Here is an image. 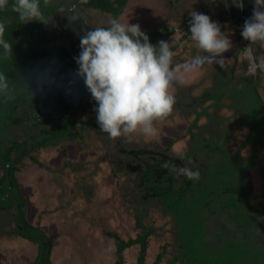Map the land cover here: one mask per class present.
Returning a JSON list of instances; mask_svg holds the SVG:
<instances>
[{"label": "rangeland", "instance_id": "obj_1", "mask_svg": "<svg viewBox=\"0 0 264 264\" xmlns=\"http://www.w3.org/2000/svg\"><path fill=\"white\" fill-rule=\"evenodd\" d=\"M243 3L244 10L240 16L232 15V17L230 10H241L232 0L127 1L119 18L122 21L129 19L130 23L139 24L141 30L153 39L157 36L154 41H150L153 45H157L161 40L168 41L175 47L173 50L175 64H182L193 54L195 56L199 53L195 42L190 39L189 21L190 12L193 10L206 14L212 21L218 22L221 30L229 35L233 44V48L223 56H211L213 59H209L208 56L209 63H206L202 70L183 75V83L177 84L173 89L177 101L173 114L157 124L161 132L160 139L138 136L130 145L110 139L99 129L96 113L93 110L97 105L89 92L84 99L83 113L66 112L67 108L64 110L61 107L60 99L55 103L57 108H61L58 114L54 115H44L45 112H49L48 106L44 104L35 102L33 105L25 106L31 111L27 115L34 116V119L39 118V124L45 121L48 126L54 127L67 115L70 123H75L77 128L83 127L80 141L63 142L57 147L34 152V157L43 168L39 169L41 166L38 162L28 160L26 157L19 159L17 164L20 171L16 174V179L21 194L26 197L25 218L29 224L40 228L47 237H50L51 264H114L117 261L114 253V238L108 234L114 233L124 241L135 239L139 230L134 215L143 209L146 214L143 223L154 229L153 235L148 239L145 263L154 264L157 255L163 254V249H166L174 238L172 225L168 222L160 202L156 199L149 202L141 200L140 195L144 190L139 181L141 175L139 166L145 163L147 158L138 155L137 151L143 150L152 154L166 152L165 154L171 157L186 154L189 146L185 131L193 122L195 144L200 146L197 162L193 160L195 169L207 165L203 156V149L206 148L205 146L202 148L201 138L212 145L219 143L226 135L230 123H233V127L230 128L229 139L221 147L228 163L231 162L232 157L233 161L241 166L250 164L251 159L248 154L253 150V146L256 147L257 152L262 151L260 158L264 157V136L260 135L261 130L257 129L258 120L264 119V116L261 117L264 108V73H257L254 78L244 77L243 70H246L247 65L241 62L239 56L241 49L249 43L243 39L241 31L245 20L252 15L254 0L246 2L243 0ZM85 12L89 24L82 22L84 26L78 33L75 31L70 33L73 43L80 44V36L85 29L93 30L96 26L107 27L108 21L112 19L110 15L92 9H85ZM37 25L35 22L34 27ZM48 27L46 29L50 31ZM155 32L158 34L154 36ZM53 35H56L55 31ZM44 38L58 39L49 35ZM46 42L45 44H62L67 48L62 40ZM31 46L32 43L21 45L22 59L26 55L25 51L34 49ZM262 53L264 49L257 48V55ZM12 55L13 57L8 60L0 59V72H4L10 83L15 86L16 92L19 91V96L15 100L19 105L24 106L35 98L33 90L35 84L30 79L31 75L27 73L22 60L20 64L19 56L15 58L14 53ZM221 64L226 65L227 69L223 70ZM255 78L258 79L257 84H254ZM11 102H2L4 103L2 106L9 107ZM37 105L39 109H45L38 116L37 113L33 115ZM20 109L23 111L22 108ZM5 110L8 112L10 109ZM11 114L12 117H16L19 112ZM0 118L3 119L1 115ZM253 119L255 125L250 123L244 126L246 128H241L243 122ZM168 121L174 125L166 130ZM2 123L3 121L0 120V125ZM36 127L31 131L33 135L21 130L19 132L21 140L39 135V127ZM173 128H177L178 131L175 132ZM3 132L0 129V136H5ZM175 137L178 141L174 145H169ZM14 138H9L7 141H16ZM34 142L31 140L30 144ZM244 144L247 147L244 153H237V149ZM130 152L135 153L136 156L133 158L129 155ZM217 154L218 151L210 155L212 159L210 158L208 165L216 163ZM246 155L248 157L244 158ZM257 164L250 174L242 178L248 180L250 184V195L257 196V202L251 199L250 201L254 204L253 213H257L263 227L251 225L250 230H244L237 227L239 222L226 221L223 215L216 213L208 225L211 232L209 235L211 246L218 244L221 246L225 239L234 240L236 235H249L251 240L264 241V163ZM185 165H187L185 161L179 164V166ZM221 169L223 164L220 165V169L216 168L217 171L213 172L211 186L215 191L221 187ZM167 177L168 175H165L164 179L167 180ZM197 199L200 202L203 200L202 193ZM14 214V207L4 212L0 211V264H33L36 246L16 234ZM234 230L235 233L232 234ZM213 232L217 236H211ZM172 248L168 246L167 253L163 254L159 264H168L172 260ZM138 252V245L125 250L123 263L134 264Z\"/></svg>", "mask_w": 264, "mask_h": 264}, {"label": "trees", "instance_id": "obj_2", "mask_svg": "<svg viewBox=\"0 0 264 264\" xmlns=\"http://www.w3.org/2000/svg\"><path fill=\"white\" fill-rule=\"evenodd\" d=\"M127 1L128 0H88L87 4H79L78 0H72L73 3L84 10L92 9L103 14H108L111 18L120 17ZM62 2L66 3L67 0H62ZM56 10V7L52 6L46 10V13L56 14ZM234 13V16L240 15L238 9H235ZM0 19H8L11 21L7 27L6 39L12 43L14 57L16 58V56H19L20 64L22 60V64L26 66L27 73L32 75L36 71L46 72L50 78L55 80V83L50 85L51 88L58 93L67 92L68 81L74 78V73L78 69V65L74 59L75 56L61 45H40L32 47L34 49L29 52H27L29 49L25 51L26 55L22 59L21 52L18 50V43L21 42V45H28L31 43L27 25L30 23L35 24V22L38 21L21 24L17 15L10 10L0 12ZM157 34L158 32H155L154 36ZM154 39L153 37H149L150 41H154ZM171 47L172 50L175 49L174 46L171 45ZM193 56L194 54L191 57ZM80 83L81 80L77 79L75 86ZM18 92H16V98L19 96ZM2 102L4 101L0 100V115L3 118H0V120L3 121L0 125V129L4 131L9 124H20L23 120V116L15 114L16 117H12L11 113H15L19 107L16 100L12 101L9 107H3L2 104L4 103ZM7 108L10 109L8 112L5 110ZM68 117H64L63 121L54 127L46 125V128L40 131L38 137L33 136L31 139L34 141L36 140L35 145L29 144V141L31 142L30 139L23 142L17 141V139L16 141L0 139V211L4 212L12 207L15 208L13 219L17 227L16 234L36 246V256L33 264H51L50 256L52 243L50 237H47L43 230L32 226L25 218L24 206L26 197L21 194L16 179V174L20 171L17 164L19 163L18 160L24 157L28 160L38 162L34 157V152L39 149L57 147L63 142L80 141L83 136V127L77 128L75 123H70L68 121ZM253 117H255V115ZM255 119L249 121L254 124ZM259 123L260 120H258L257 125H259ZM166 125V130H168V128L174 124L168 121ZM229 125L233 127V123ZM193 127L194 122L187 128V131H185L186 135L181 131L183 135H185L189 146L187 148V153L182 154L184 159L178 158L179 156H168L165 154L166 152L152 154L143 150L137 151L138 155L147 158L145 163H141L139 166L141 170L139 181L142 185L141 188L144 190L140 195L141 200L144 202H149V200L152 201L154 199L158 200L167 215L168 222L172 225V227H170L174 240L169 242L166 249H163V254H165L167 253L168 246L169 248L173 247L171 253L172 260L168 264H264V241L251 240L249 239V235H236L234 240L225 239L221 246L219 244L218 246H211L212 241L209 238L211 232L208 229L210 219L215 217L216 213L223 215L226 221L239 222L237 227L244 228V230L251 228V225L263 227L257 213L254 214L252 208L254 205L253 202H257V196L250 195V184L248 180L246 181L243 179L245 177L244 175L250 174V171L256 164L255 151H253V154L250 156V164H247L246 167H242L237 165V162H234L232 157L230 160L231 162L228 163V159L223 155L221 147L224 145L227 138L224 140L222 138L220 142H216L215 145L209 144L208 141L201 138L200 144L202 148L203 146L206 148L203 149V156L204 163H207V165L196 168L199 169L201 174L199 181H190L186 177L178 176L174 172L169 171V169L162 167L164 162L171 161L179 167V164L185 161V164H187L185 166L195 170L193 160L197 162L200 146L198 145V147L195 144ZM173 130L175 132L178 131L177 128H173ZM225 137H227V134ZM176 139L177 137L172 139L169 145H174L178 141ZM244 146L245 144L241 145L237 153ZM216 151H218L216 163L214 162L212 165H208V161L211 158L210 155L215 154ZM129 155H132L133 158L136 156L135 153L131 152ZM221 158L224 161L221 160ZM189 159H192L191 164L187 163ZM149 160L150 162H147ZM39 164L42 166L41 163ZM214 164H216V166L213 167ZM222 164L223 169L220 171L221 187L219 190L215 191L211 186V181L213 182V172L217 171L216 168L220 169V165ZM165 175H168L167 180L164 179ZM232 178L234 181H232ZM201 193L203 195V200L200 202V200H196V198H198ZM250 199L253 200L252 203ZM145 215L144 209L134 215L135 224L139 230L135 239L124 241L114 233L108 234L114 238V253L117 258L114 264H124L123 252L137 245L139 246V252L134 264H146L148 239L153 235L154 229L143 223ZM233 233H235V230L232 231V234ZM214 235L217 236V234L213 232L211 236ZM163 254L157 255L154 264L160 263Z\"/></svg>", "mask_w": 264, "mask_h": 264}, {"label": "clouds", "instance_id": "obj_3", "mask_svg": "<svg viewBox=\"0 0 264 264\" xmlns=\"http://www.w3.org/2000/svg\"><path fill=\"white\" fill-rule=\"evenodd\" d=\"M232 2L243 10V0ZM78 3L87 4L88 0H78ZM52 6L70 22L84 17V23L89 24L72 0L66 3L62 0H0V12L10 10L21 24L38 21L48 25L53 13L48 14L46 10ZM190 17V39L195 42L199 54L182 64L174 63L170 43L161 40L153 45L140 25L130 23L129 19L112 18L107 27L96 26L93 30L83 31L79 55L74 57L78 69L74 78L68 81L67 90L70 94L77 79L83 80L97 105L93 110L99 129L110 139L126 145L132 144L138 136L160 139L157 124L173 114L177 102L173 89L183 83V75L202 70L207 56H223L233 48L229 35L221 30L218 22L195 10L190 12ZM10 22L0 19L2 60L12 58L13 45L6 39ZM241 36L249 42L239 53L241 62L247 65L245 74L264 73V53L257 55V48L264 49V0H254L252 15L245 20ZM32 78L41 91L45 85L55 83L46 72L36 71ZM0 99L4 102L16 99L15 86L4 72H0ZM178 158L184 159V156ZM187 163L192 161L189 159ZM162 167L190 181L201 178L199 169L178 167L171 161L164 162Z\"/></svg>", "mask_w": 264, "mask_h": 264}, {"label": "flooded vegetation", "instance_id": "obj_4", "mask_svg": "<svg viewBox=\"0 0 264 264\" xmlns=\"http://www.w3.org/2000/svg\"><path fill=\"white\" fill-rule=\"evenodd\" d=\"M246 1L247 0H245V2ZM69 7L71 8V4H69ZM77 7H78L79 12L82 13L86 17L87 12H85V10L80 8L79 6H77ZM234 10L235 9L230 10V16L235 14ZM243 10H244V8H243ZM243 10H240L239 13L241 14L243 12ZM84 19L85 18L82 17V18H78V19L70 22L66 15L61 14L59 12H56V14L52 15V22L49 23L48 25H45L41 22H36V24H38V25L36 27H34L35 24L30 23L29 25L32 24L33 26L27 25V27L29 28L28 29L29 31L28 30L27 31L29 33V36L31 37L30 38L31 43H32L31 47H37L40 45H43V46L55 45V43L54 44L53 43L52 44H45V43H47L46 42L47 40H49L48 43H51L52 41L62 40L63 44L67 45V48L65 46H63L62 44H59V45L63 46L66 50L70 51L73 56L77 57L79 55V52H80V47H79L80 44L79 43H73V41L70 38V33L72 31H75L78 33L84 26L82 23V22H84ZM47 26H49L48 29L50 28V31H47V29H46ZM54 31L56 32V35H53ZM48 35L50 37L56 36L58 39H54V38L48 39L47 38ZM43 36L46 37L47 40H45V38ZM70 42H72L73 44H71ZM57 46H58V44H57ZM18 47H20L19 51H21V42L18 43ZM250 77L254 78V76H250ZM30 79L33 80V82L35 84V88L33 89L35 98L33 100H30V102L28 104H25L24 106H21V104L19 105L18 109L22 108V110H23V111H21V109L20 110L17 109L20 116H23L22 122L20 124H17V125L9 124L3 132L5 136H0V139H5L7 141L9 138L15 137L14 139H17V141L23 142V141H27V139H30V138H25V139L21 140V133L19 134V132H21V130H25V131H27L28 134L33 135V133L31 131L33 129H36L37 128L36 126L39 127V133L43 128H46L47 123L45 121L40 122V124H39V121H40L39 118L34 119L33 118L34 116L31 117V116L27 115L31 111L29 108H26L25 106L33 105L35 102H36V104L40 103V105L44 104L46 107L48 106L49 112L44 113V115H46V116H48V114H51V115L58 114V110L61 107H63L64 110H66V108H67L66 112H70L71 114H74L76 112L83 113V110L85 109L84 108V105H85L84 99L86 96H88V91L86 89V86L84 85L83 80H81V83L79 85H76L75 87H73L71 90V93L69 94L68 91L63 92V93H58L53 88H51L50 85H45L43 88V91H41L37 87L35 80L32 78V75H31ZM257 81H258V79H256L254 81V84H257ZM41 97H42V100H40ZM59 99L61 100L62 106L57 108L55 101L59 100ZM52 104H53V106H51ZM36 107H37V109L34 110L33 115L35 113H37V116H38L39 113L42 112V110H45L44 108L39 109V105H37ZM62 116H63V114H61L60 117H62ZM66 116L67 115H65L64 117H66ZM64 117L60 121H63ZM44 123H46V124H44ZM24 127L26 129H23ZM228 127H229V129L226 132L227 137H225L226 136L225 135L223 140L225 138H227V140H228L231 126L228 125ZM15 131L17 134L16 133L13 134V132H15ZM8 135H10V136L13 135V137H8ZM38 136L39 135H37L35 137H38ZM30 140H32V139H30ZM35 143H36V140L32 145H35ZM29 144H30V141H29ZM237 165H239V164H237ZM242 167H244V166H242Z\"/></svg>", "mask_w": 264, "mask_h": 264}, {"label": "crops", "instance_id": "obj_5", "mask_svg": "<svg viewBox=\"0 0 264 264\" xmlns=\"http://www.w3.org/2000/svg\"><path fill=\"white\" fill-rule=\"evenodd\" d=\"M208 57V56H207ZM212 57L211 56H209V59H211ZM213 59V58H212ZM207 63H209V60H207ZM209 66V65H208ZM224 69H227V67L226 68H223V70ZM243 72L245 73V71L243 70ZM245 76H247L246 74H245ZM244 76V77H245ZM230 86V85H229ZM262 111H263V113L261 114V117H263L264 116V108H262ZM248 123H246V122H243V125L241 126V128H246V127H244L246 124H250V123H252L251 121H247ZM253 124V123H252ZM256 127V126H255ZM254 127V128H255ZM260 129L261 131L259 132L260 133V135H263V133H264V119H262L261 120V118H260V123H259V125H257V129ZM259 135V136H260ZM228 139H229V137H228ZM264 145V144H263ZM247 147L246 146H244L243 148H241V150L239 151V153H244V150L246 149ZM253 150H251L250 152H249V154H248V156L250 157L252 154H253V151H255L254 153H255V165L257 166L258 164V162H260V163H264V157L263 158H260V154H261V152L259 151V152H257V150H256V147L255 146H253V148H252ZM238 150V149H237ZM247 155L246 156H244V158H247L248 157ZM262 160V161H261ZM246 167V166H245ZM41 168H43L42 166L39 168V169H41ZM254 168V167H253ZM263 173H264V171H263Z\"/></svg>", "mask_w": 264, "mask_h": 264}]
</instances>
